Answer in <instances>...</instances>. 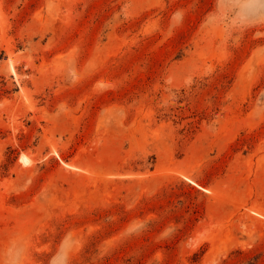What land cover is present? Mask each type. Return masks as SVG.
<instances>
[{
  "label": "rangeland",
  "instance_id": "1",
  "mask_svg": "<svg viewBox=\"0 0 264 264\" xmlns=\"http://www.w3.org/2000/svg\"><path fill=\"white\" fill-rule=\"evenodd\" d=\"M0 264H264V0H0Z\"/></svg>",
  "mask_w": 264,
  "mask_h": 264
},
{
  "label": "bare ground",
  "instance_id": "2",
  "mask_svg": "<svg viewBox=\"0 0 264 264\" xmlns=\"http://www.w3.org/2000/svg\"><path fill=\"white\" fill-rule=\"evenodd\" d=\"M21 162H22L23 165L27 166V165H29L31 163V160H30V158L27 155L23 154L21 156Z\"/></svg>",
  "mask_w": 264,
  "mask_h": 264
},
{
  "label": "clouds",
  "instance_id": "3",
  "mask_svg": "<svg viewBox=\"0 0 264 264\" xmlns=\"http://www.w3.org/2000/svg\"><path fill=\"white\" fill-rule=\"evenodd\" d=\"M175 15H176V16H179V15H180V13L178 12V13H176Z\"/></svg>",
  "mask_w": 264,
  "mask_h": 264
}]
</instances>
